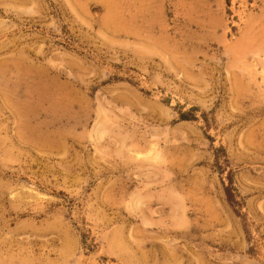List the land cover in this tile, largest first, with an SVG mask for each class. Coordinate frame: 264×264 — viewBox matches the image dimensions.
Segmentation results:
<instances>
[{
    "label": "rangeland",
    "instance_id": "1",
    "mask_svg": "<svg viewBox=\"0 0 264 264\" xmlns=\"http://www.w3.org/2000/svg\"><path fill=\"white\" fill-rule=\"evenodd\" d=\"M0 264H264V0H0Z\"/></svg>",
    "mask_w": 264,
    "mask_h": 264
}]
</instances>
